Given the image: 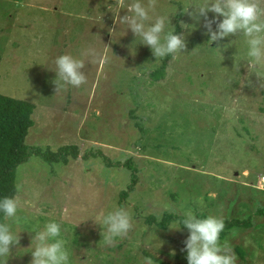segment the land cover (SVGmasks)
Wrapping results in <instances>:
<instances>
[{
  "label": "rangeland",
  "instance_id": "374dc122",
  "mask_svg": "<svg viewBox=\"0 0 264 264\" xmlns=\"http://www.w3.org/2000/svg\"><path fill=\"white\" fill-rule=\"evenodd\" d=\"M130 2L0 0V94L34 106L24 144L78 153L16 168L19 242L6 264H30V230L49 220L66 230L73 264H187L188 231L146 223L165 204L174 214L163 215L249 219L220 240L236 264H264V69L249 74L242 37L209 43L204 18L183 14L195 0H154V15L175 10L186 42L155 81L164 58L119 23ZM65 53L84 62L79 88H56ZM115 207L130 209L134 228L108 243L102 218Z\"/></svg>",
  "mask_w": 264,
  "mask_h": 264
},
{
  "label": "clouds",
  "instance_id": "9594fccd",
  "mask_svg": "<svg viewBox=\"0 0 264 264\" xmlns=\"http://www.w3.org/2000/svg\"><path fill=\"white\" fill-rule=\"evenodd\" d=\"M261 3L264 0H195L185 6L183 14L187 13L194 19L204 18L209 43L229 36L242 37L245 49L242 59L247 62L249 74L254 73L259 77L258 70L264 69V7H261ZM153 6L154 0L121 3L119 7L127 9V14L119 18V23L132 31L139 44L149 47L155 61L168 56L176 58L183 53L186 42L184 34L178 33L171 25L175 10L172 15H154ZM190 8L193 11L190 12ZM209 12L214 14L211 19L208 18ZM217 17L220 19L217 20ZM181 28H191V25L181 22ZM53 63L55 67L51 70L59 81L55 84L56 88H79L85 83L84 62L81 59L65 53L58 55ZM233 67L237 69V64ZM18 207L15 196L0 197V264H6L11 247L19 242L20 231L13 227L17 223ZM162 207L163 211L155 214L157 223L164 212L174 214L171 205ZM102 225L106 240L111 243L115 238L127 237L133 230V214L129 208L115 207L103 216ZM181 225L188 230L184 241L187 264H236L234 251L226 241L220 240L225 228L222 217L207 215L201 218L188 211L168 227L179 229ZM65 231L61 223L55 220L30 230L34 233L28 248L32 256L30 264H73L71 248L63 235Z\"/></svg>",
  "mask_w": 264,
  "mask_h": 264
},
{
  "label": "trees",
  "instance_id": "16d2710c",
  "mask_svg": "<svg viewBox=\"0 0 264 264\" xmlns=\"http://www.w3.org/2000/svg\"><path fill=\"white\" fill-rule=\"evenodd\" d=\"M175 29L180 33V28L178 26H176ZM170 57L171 56L165 57L161 66L150 74L153 80L158 81L162 79L166 61L170 59ZM33 110L34 106L27 101L0 94V197L16 195V168L25 163L31 155L39 157L47 164H67L68 157L76 159L78 156L77 147L75 145L63 146L53 152L49 149L43 151L36 147L28 148L24 144L27 131L32 126L31 115ZM127 165L128 168H130V165ZM133 183L134 181H132L129 189L132 187ZM123 195H126V193H123ZM181 218V216L164 214L163 218L158 223L152 216L147 217L145 220L147 224L155 225L157 228L165 230L169 223L178 221ZM0 219H2V217H0ZM250 225L249 219L243 221L226 220L224 231L220 234V239L232 228H247ZM179 228L182 231H188L183 225ZM148 257L153 261H157L152 256Z\"/></svg>",
  "mask_w": 264,
  "mask_h": 264
}]
</instances>
